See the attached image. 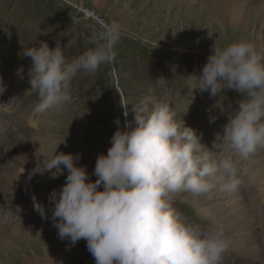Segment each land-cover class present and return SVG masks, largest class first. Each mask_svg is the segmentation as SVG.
Wrapping results in <instances>:
<instances>
[{"label":"rangeland","instance_id":"rangeland-1","mask_svg":"<svg viewBox=\"0 0 264 264\" xmlns=\"http://www.w3.org/2000/svg\"><path fill=\"white\" fill-rule=\"evenodd\" d=\"M4 1L7 4L0 0V85L7 84L3 90L1 88V95L7 91L5 87L29 74L32 59L23 56L24 49L39 47L41 42H47L54 49L59 43L71 62L94 46L78 40L77 24L81 27V35L88 39L114 23L120 26L122 36L115 48L114 64L101 66L95 74L78 75L71 82L72 102L63 111H50L43 120L37 119V123L40 122L35 123V127L24 128L33 133L40 130L38 135L47 133L45 142L51 144L48 149L29 151L28 165L10 177L15 185L12 195L0 197V213L15 209L13 207L23 198L32 195L33 188L38 187V191L46 193L54 185L61 189L65 185L67 169L58 179H52V173L33 175L37 157L51 160L59 153L79 154L81 159L77 165L86 167L91 182H95L98 179L94 174L97 158L107 155L112 146L111 138L119 128L127 122L134 123L132 110L137 106L146 107L150 112L153 102L166 103L176 111L177 121L181 124L185 121L186 127L191 118L209 120L213 113L210 107L214 103L217 106L215 114L220 120L233 115L239 107L237 102L243 99L241 94L224 91L212 97L210 91L201 93L196 89L198 77L213 54L215 44L223 49L241 40L251 42L252 37L264 38L263 26L259 25L255 32L251 28L255 18L264 21V8L257 13L241 14V23L223 16L219 24L202 6L203 0H189L191 9L186 4L181 5L179 0H18L22 13L29 17L39 18L38 2L47 6L46 12L47 9L53 11L52 16L45 15L38 21L40 24L24 21L19 24L11 16L16 3L11 5L8 0ZM258 2L264 3V0ZM193 7L199 11H193ZM201 8L204 13L200 12ZM124 11H129V16ZM244 31H247L246 37L241 34ZM21 69L23 72L18 75ZM27 83L28 79L22 78L17 85L23 87ZM124 107L129 113L127 118L123 114ZM117 112L119 117H116ZM117 120L119 127L115 123ZM5 137V133L0 134V160L4 155H14V149L2 143ZM252 163L257 166L254 173L257 179L264 176V154L253 157ZM47 181L53 183L47 184ZM250 195L254 197L249 199ZM259 196H264V183L253 187L251 192L238 187L230 192L215 190L200 196L181 193L173 207L188 214L180 212L188 223L198 222L205 230H222L225 236L231 233L237 243L239 239H247L241 244L243 246H230L228 252L239 257L237 264H259L253 253L244 250L251 245L248 240L254 237L249 227H242L244 221L232 219L234 215L230 213L220 221L217 219L225 210L235 207L236 216H246L250 226H264V204L254 202ZM53 207L52 203L46 207L47 220L40 215L24 221L13 219L9 226L0 229V264H96L86 240L72 245L70 240L59 238L51 219Z\"/></svg>","mask_w":264,"mask_h":264},{"label":"clouds","instance_id":"clouds-1","mask_svg":"<svg viewBox=\"0 0 264 264\" xmlns=\"http://www.w3.org/2000/svg\"><path fill=\"white\" fill-rule=\"evenodd\" d=\"M121 36L120 26L112 24L93 34L94 46L71 62L59 43L54 49L47 42L24 49L23 56L32 59L35 111H63L72 102L73 79L114 64ZM198 78L201 93L217 97L235 91L243 97L229 115L223 137L217 134L216 140L222 139L242 161L264 154V50L247 40L223 49L215 44ZM132 113L134 123L119 128L107 155L97 158L95 182L86 167L77 165L79 154L37 157L33 175L52 173L51 178L58 179L64 169L68 172L62 189L49 196L59 238L72 245L86 240L96 264H223L230 248L224 232L186 222L173 205L181 193L200 196L242 186L238 163L216 157L194 129L177 121L176 111L166 103L153 102L150 112L137 106ZM123 114L129 116L125 107ZM215 120L211 117L210 123ZM115 123L119 127L120 121ZM35 210L48 219L45 206L35 203Z\"/></svg>","mask_w":264,"mask_h":264},{"label":"bare ground","instance_id":"bare-ground-1","mask_svg":"<svg viewBox=\"0 0 264 264\" xmlns=\"http://www.w3.org/2000/svg\"><path fill=\"white\" fill-rule=\"evenodd\" d=\"M188 1L189 0H179V2L182 3L181 5L186 4L191 9L192 6H190ZM258 1L259 0H203L202 6L204 8H207V10L211 13V15L216 17V19L218 20L217 22L219 24H220L219 21L222 19L223 16L231 17L232 21H234L235 23H241L242 21L241 14H246V11L257 13V10H263L264 3ZM166 3H168V1H166ZM197 6L202 7L200 4H197ZM194 9L195 7H193V11H199V9L198 10L196 9L194 10ZM200 12L204 13V10L201 8ZM124 14H127V16H129V11H124ZM253 21L254 22L251 24V28L254 30V32L258 30L259 25L261 27L263 26L262 28H264L263 20H260L259 18H255ZM251 28L250 30L252 31ZM234 30L239 31L238 29H234ZM241 34L243 37H246L247 31L241 32ZM249 36L250 38L252 36V33L250 31H249ZM251 42L256 45L257 49L264 50L263 37L257 36L255 39H253L252 37ZM167 43L170 44V41L167 40ZM5 119H6V113L5 112L0 113V122L4 121ZM25 132L28 135L30 133H33L27 131ZM25 132L21 130H12V131H7L5 133L6 137L5 139H3L2 143L12 147L14 149V155L12 157L4 155L3 158L0 160V197H9L10 195H12L13 187L15 185L10 177L14 175L19 168L26 167L28 165L26 158L28 157L29 151L35 152V150L37 149L35 147L25 148L17 144L19 140L24 141L25 138H27ZM12 134H18V135L15 136ZM254 202L260 205L264 204V196L256 197L254 199ZM228 213L234 215L232 219L243 220L244 223H242V227H247V228L249 227L248 228L249 233L251 235H254V237H252L250 241L248 240V242L251 245L250 246L246 245L247 247L244 250L245 252L253 253L257 259V263L264 264V226L259 224L250 226L248 223L249 221L245 220L246 216H244L243 214L240 217L236 216L237 210L235 207H230L227 210H225L224 214H221L217 218L219 219L218 221L224 219V216L227 215ZM212 217H214V215H212ZM226 236L230 241L231 247L241 245L242 243H245V241L247 240V239H239L241 241L240 243H237L234 241V235H232L231 233H227Z\"/></svg>","mask_w":264,"mask_h":264},{"label":"crops","instance_id":"crops-1","mask_svg":"<svg viewBox=\"0 0 264 264\" xmlns=\"http://www.w3.org/2000/svg\"><path fill=\"white\" fill-rule=\"evenodd\" d=\"M20 1V0H19ZM39 4V6H40V10L38 11L39 13H40V15L42 16L43 15V11L41 10V4L40 3H38ZM44 9H45V11H46V7L47 6H45V5H43L42 6ZM52 14H53V11H50V10H48L47 9V12H46V15H49V16H52ZM57 32V31H56ZM51 34H53V33H51ZM56 35V34H55ZM77 37V36H76ZM78 38V37H77ZM78 40H79V38H78Z\"/></svg>","mask_w":264,"mask_h":264}]
</instances>
